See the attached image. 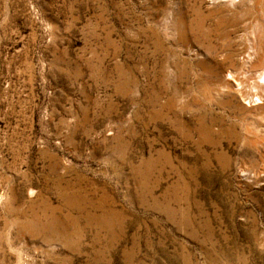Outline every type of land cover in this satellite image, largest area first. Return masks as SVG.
Wrapping results in <instances>:
<instances>
[{"label":"rangeland","instance_id":"374dc122","mask_svg":"<svg viewBox=\"0 0 264 264\" xmlns=\"http://www.w3.org/2000/svg\"><path fill=\"white\" fill-rule=\"evenodd\" d=\"M235 1L0 0V264H264V114L219 86L264 65V0Z\"/></svg>","mask_w":264,"mask_h":264},{"label":"bare ground","instance_id":"6f19581e","mask_svg":"<svg viewBox=\"0 0 264 264\" xmlns=\"http://www.w3.org/2000/svg\"><path fill=\"white\" fill-rule=\"evenodd\" d=\"M228 2H229V6H233V7L236 6L235 0H228ZM227 59L230 61L231 66L226 73L222 74L219 77V86L221 88V91L222 90L223 92L226 91V93L228 92L233 96L234 101H236L235 108L238 109L241 113L244 112L248 113V111L251 112L250 109L253 106L260 105L259 109H261V115H263L264 114V65L257 64L249 68L247 62L242 61L243 59H236L232 55L227 56ZM247 88L250 89L248 90ZM215 123L223 124L224 117H221L219 122L215 121ZM218 126L220 127L221 125Z\"/></svg>","mask_w":264,"mask_h":264}]
</instances>
